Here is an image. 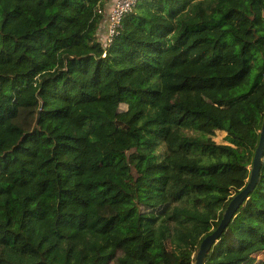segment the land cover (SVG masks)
<instances>
[{"label": "trees", "instance_id": "obj_1", "mask_svg": "<svg viewBox=\"0 0 264 264\" xmlns=\"http://www.w3.org/2000/svg\"><path fill=\"white\" fill-rule=\"evenodd\" d=\"M107 2L0 0V264H195L249 181L264 0ZM259 256L264 153L204 264Z\"/></svg>", "mask_w": 264, "mask_h": 264}, {"label": "water", "instance_id": "obj_2", "mask_svg": "<svg viewBox=\"0 0 264 264\" xmlns=\"http://www.w3.org/2000/svg\"><path fill=\"white\" fill-rule=\"evenodd\" d=\"M263 153H264V119L261 128L259 143L256 148L253 159L249 181L247 185L232 198V200L230 201L229 205L227 206L223 214V218L219 226L211 234H209L206 238H204L203 241L201 242L199 251L195 258V264H204V259L207 253L209 252V250L211 249L212 245L216 242V240L221 236L225 228L229 225L235 213L239 209L240 205L248 198L250 193L256 187L257 182L259 180Z\"/></svg>", "mask_w": 264, "mask_h": 264}, {"label": "built area", "instance_id": "obj_3", "mask_svg": "<svg viewBox=\"0 0 264 264\" xmlns=\"http://www.w3.org/2000/svg\"><path fill=\"white\" fill-rule=\"evenodd\" d=\"M138 2L139 0H114L107 18V44H110L113 41L124 16L130 12ZM99 12H101V10Z\"/></svg>", "mask_w": 264, "mask_h": 264}, {"label": "rangeland", "instance_id": "obj_4", "mask_svg": "<svg viewBox=\"0 0 264 264\" xmlns=\"http://www.w3.org/2000/svg\"><path fill=\"white\" fill-rule=\"evenodd\" d=\"M201 104L206 106L209 110H211L214 114H216L220 118H231V115L225 110L224 108H220L217 106H212L210 104H205L201 99H198ZM125 106H121V110H124ZM211 136L214 138V140L218 143L225 142L224 137L226 136V133L223 131H215L211 132ZM257 261L254 264H264V256H259L256 259Z\"/></svg>", "mask_w": 264, "mask_h": 264}, {"label": "crops", "instance_id": "obj_5", "mask_svg": "<svg viewBox=\"0 0 264 264\" xmlns=\"http://www.w3.org/2000/svg\"><path fill=\"white\" fill-rule=\"evenodd\" d=\"M112 1H113V0H109V2H107V4H106V8H105L106 14L109 13V11H110V9H111V7H112V4H113Z\"/></svg>", "mask_w": 264, "mask_h": 264}]
</instances>
